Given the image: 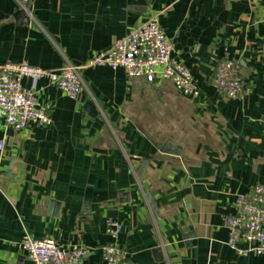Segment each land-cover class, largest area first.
Instances as JSON below:
<instances>
[{
    "label": "crops",
    "instance_id": "1",
    "mask_svg": "<svg viewBox=\"0 0 264 264\" xmlns=\"http://www.w3.org/2000/svg\"><path fill=\"white\" fill-rule=\"evenodd\" d=\"M27 1L0 0V64H82L157 15L200 93L106 66L82 70L76 99L25 79L52 122L5 128L0 115V264H29L25 234L86 245L82 264H106L107 219L122 223L133 264H264L232 250L223 223L234 195L264 182V0H31L20 14ZM224 57L248 94L214 86Z\"/></svg>",
    "mask_w": 264,
    "mask_h": 264
},
{
    "label": "built area",
    "instance_id": "2",
    "mask_svg": "<svg viewBox=\"0 0 264 264\" xmlns=\"http://www.w3.org/2000/svg\"><path fill=\"white\" fill-rule=\"evenodd\" d=\"M172 42L161 27L158 16L152 15L132 27L125 36L115 40L82 64L67 63L58 69H44L27 61L0 64V115L5 128L23 129L31 125L47 126L52 122L47 106L39 102L35 86H26L25 79L48 82L71 99L83 90L81 72L85 68L106 66L122 69L130 77L171 81L182 93L197 96L200 88L189 68L171 58ZM214 86L227 98H240L250 92L240 75L238 62L230 57L221 59L215 68ZM3 142L0 144L2 148ZM228 232L227 244L240 255L264 254V182L247 193L234 195V212L223 217ZM123 225L115 219L106 220V234L112 242L102 246L106 264H133L127 251L117 240ZM29 264H82L90 255L83 244L62 245L51 236L36 238L25 234L21 241Z\"/></svg>",
    "mask_w": 264,
    "mask_h": 264
},
{
    "label": "water",
    "instance_id": "3",
    "mask_svg": "<svg viewBox=\"0 0 264 264\" xmlns=\"http://www.w3.org/2000/svg\"><path fill=\"white\" fill-rule=\"evenodd\" d=\"M31 6V0H28L27 1V4L25 5V8L24 9H21L20 10V14H23L25 12L26 9H29ZM85 107L87 109H89V111L94 115V114H97L98 113V110L97 108L95 107V104L93 103L92 100H89L86 104H85ZM139 162H140V166H139V174L140 176H143V173H144V170H145V167L148 163V159L147 158H140L139 159ZM149 199L152 200L151 196H149ZM153 201V200H152ZM52 204V203H51ZM191 236V235H190Z\"/></svg>",
    "mask_w": 264,
    "mask_h": 264
}]
</instances>
